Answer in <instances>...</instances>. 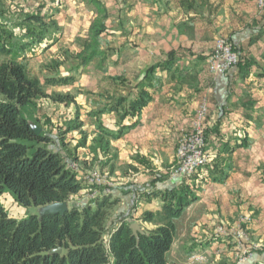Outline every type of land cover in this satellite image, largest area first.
I'll return each instance as SVG.
<instances>
[{
	"label": "crops",
	"instance_id": "0c3cea01",
	"mask_svg": "<svg viewBox=\"0 0 264 264\" xmlns=\"http://www.w3.org/2000/svg\"><path fill=\"white\" fill-rule=\"evenodd\" d=\"M162 3L167 10L163 11L162 5L158 13L162 19L150 21L147 46L140 43L136 56L145 64L133 76L142 77L147 67L166 61L169 51L173 54L154 73L151 100L138 116L122 120L125 125L136 124L115 139L118 155L121 162L133 164L138 171L133 173L134 185L119 189L115 196L136 200L140 213L160 208L158 197H144L153 179L145 165L151 163V169L164 172L167 161L175 156L179 136L190 129L200 98L205 95L209 106L206 148L214 164L229 163L231 169L222 182L212 181L208 170L184 180L191 187H199L198 199L176 220L178 227L184 219L182 238L177 241L176 233L168 260L177 263L175 259L185 250L186 258L194 251H205L210 264L235 263V240L231 236L214 238L212 233L219 223L236 226L241 217L248 216L243 225L250 242L258 248L248 261L235 264H264V12L254 0ZM221 34L231 37L243 60L225 74L213 75L207 70V58ZM119 124L108 127L115 130ZM173 181H155V188L180 183L175 178ZM154 226L141 221L145 231Z\"/></svg>",
	"mask_w": 264,
	"mask_h": 264
},
{
	"label": "trees",
	"instance_id": "16d2710c",
	"mask_svg": "<svg viewBox=\"0 0 264 264\" xmlns=\"http://www.w3.org/2000/svg\"><path fill=\"white\" fill-rule=\"evenodd\" d=\"M89 1L98 9L99 15L90 21L80 50L67 54L79 64L106 56V50L101 47V38L108 33L106 8L100 0ZM31 17L37 21L41 19L37 15ZM44 31L37 41L43 37ZM35 41L28 39L15 46L0 35V193L9 190L23 206L67 201L69 209L62 215L38 216L33 213L15 218L0 203V264H177L167 257L176 234V220L198 199L196 191L199 187L181 181L155 188L154 183L158 180L152 179L150 190L144 197L146 200L158 197L161 205L158 210L140 213L141 221L155 226L140 233L138 241L132 234L127 216H121L108 227L110 211L120 200L112 195V191L105 193L102 190L86 202L72 201V195L84 185L59 148L60 136L42 130L36 132L22 107L38 96L58 102L73 101L71 94H49L45 87L73 83L74 76L51 75L41 79L31 74L22 51ZM171 54L173 51L167 53L166 61L147 67L143 76L131 85L124 77H114L117 82L128 83L126 92L107 94V104L89 112L91 116L113 112L120 120L115 130L106 128L102 122L97 124L100 141L107 152L110 139L118 138L136 124L125 125L122 120L127 116H138L151 100L154 73L158 67L166 65ZM241 60L243 57L238 52L236 65ZM79 128L80 125L74 123L65 132ZM205 133L207 137V119ZM85 144L86 137L83 136L79 146ZM115 157L114 153L111 159ZM129 166L136 169L131 164ZM230 169L229 163L220 165L211 161L206 165L209 178L217 182L224 181ZM57 247L60 252H52ZM249 264L262 263L254 261Z\"/></svg>",
	"mask_w": 264,
	"mask_h": 264
},
{
	"label": "rangeland",
	"instance_id": "374dc122",
	"mask_svg": "<svg viewBox=\"0 0 264 264\" xmlns=\"http://www.w3.org/2000/svg\"><path fill=\"white\" fill-rule=\"evenodd\" d=\"M100 1L105 6L107 14L108 33L103 34L101 38V47L106 50V56L95 57L86 64H79L74 58L67 57V54L80 50L90 21L99 15L98 9L89 0H0V35L8 44L16 46L28 39L36 40L22 51L29 72L41 79L51 75L74 76L73 83L45 87L49 94L54 92L71 94L73 101L58 102L50 97L38 96L22 107V112L29 118L30 123L39 127L40 130L52 136H60L59 148L66 155L69 167L71 166L77 172L78 179L84 185L77 194L72 195L71 199L80 202L93 199L102 190L105 193L113 191L112 195L115 196L119 189L130 184L134 185L133 173L137 172L138 168L134 166L136 169H132L129 166L131 163L120 161L115 139H110L108 152L100 141L98 122H102L106 128L110 129L108 125L120 123L118 116L113 112L91 116L89 112L106 105L107 94L113 92L124 94L128 83L131 85L141 78L138 75L133 76L145 64V61L139 62L136 57L139 44L147 46L150 21L158 22L162 19L158 16L162 5L163 11L167 10L165 3H162L164 0ZM156 5L159 6L157 11H155ZM33 15L39 16L40 21L32 18ZM42 30H45L43 37L37 41ZM219 36L227 37L231 41L230 36L221 34L216 38ZM235 49L238 51V48L235 47ZM58 62L61 64L58 65ZM117 76L124 77L128 83L115 81L113 78ZM74 123H78L80 128L65 132L67 127ZM63 131L64 133L61 134L60 132ZM83 136L86 137V144L79 146ZM114 153L116 157L111 159ZM134 159L138 161V156ZM214 160L212 155L210 162ZM176 161L177 154L171 161H167L164 172L151 169L153 168L151 163L145 167L149 168L147 173L153 175V179L159 182L167 180L171 183L172 181L173 184L170 172ZM207 164H201L198 171L205 172ZM92 170L105 174L103 181L93 188L88 184L87 178V174ZM142 173L146 174L143 171ZM195 175L196 173L192 176H179L175 181L192 179ZM0 203L8 214L15 218H22L33 213L38 216L41 214L42 206H23L15 200L9 190L0 193ZM137 204L136 200L131 201L129 197L119 200L110 211L108 227L121 216H127L130 222H138L141 227ZM183 222L184 219H180L176 228L177 241L182 238ZM240 225L245 229V237L240 242L234 239L236 243L232 252L235 255V263L242 248H250L252 255L258 248L257 244L250 242L247 228L243 224ZM236 226L219 223L216 228L223 227L230 230ZM212 236L227 238V232H217ZM184 251H181V256L175 259L178 264H183L186 258ZM206 256L208 259L206 263L187 264H210L209 255L206 254ZM171 260L174 259L171 258ZM215 264L221 263L215 262Z\"/></svg>",
	"mask_w": 264,
	"mask_h": 264
},
{
	"label": "built area",
	"instance_id": "2783aa9c",
	"mask_svg": "<svg viewBox=\"0 0 264 264\" xmlns=\"http://www.w3.org/2000/svg\"><path fill=\"white\" fill-rule=\"evenodd\" d=\"M258 10L264 12V0H254ZM238 61V53L234 49L233 43L223 36H219L214 41L212 52L207 58V70L213 75H222L228 72L232 67L236 66ZM208 101L203 96L198 104L195 114L192 119L190 130L183 132L176 144L177 161L173 166L170 177L176 179L179 176H192L199 170L200 164L210 162L212 155L206 149V119L208 114ZM74 166V164H73ZM105 174H100L98 171H89L87 174L88 184L93 188L96 184L103 181ZM248 216H243L240 219V224L247 223ZM238 224L230 230L217 227L212 234L217 232H227V237L232 236L233 239L241 241L245 237V229ZM239 253L237 262L244 263L252 256L250 248H242ZM207 253H191L187 256V263H206Z\"/></svg>",
	"mask_w": 264,
	"mask_h": 264
},
{
	"label": "water",
	"instance_id": "95a60500",
	"mask_svg": "<svg viewBox=\"0 0 264 264\" xmlns=\"http://www.w3.org/2000/svg\"><path fill=\"white\" fill-rule=\"evenodd\" d=\"M32 127L34 128V130L36 132L40 131V128L33 125ZM69 209L68 207V202L67 201H63V202H54V203H50L47 205H43L41 208V215L43 214H51V213H58V214H64L67 210ZM130 228L132 230V234L135 236L136 240L138 241L139 238V234L143 233L144 230L140 227L138 222H131L130 223ZM52 252H60V247L55 248L54 250H52Z\"/></svg>",
	"mask_w": 264,
	"mask_h": 264
},
{
	"label": "bare ground",
	"instance_id": "6f19581e",
	"mask_svg": "<svg viewBox=\"0 0 264 264\" xmlns=\"http://www.w3.org/2000/svg\"><path fill=\"white\" fill-rule=\"evenodd\" d=\"M199 166H201V164Z\"/></svg>",
	"mask_w": 264,
	"mask_h": 264
}]
</instances>
